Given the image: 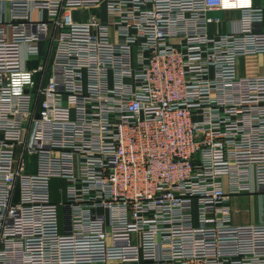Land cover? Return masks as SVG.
I'll list each match as a JSON object with an SVG mask.
<instances>
[{
  "label": "built area",
  "instance_id": "obj_1",
  "mask_svg": "<svg viewBox=\"0 0 264 264\" xmlns=\"http://www.w3.org/2000/svg\"><path fill=\"white\" fill-rule=\"evenodd\" d=\"M263 19L252 0H0V264H264V220L229 204L264 215V76L237 67Z\"/></svg>",
  "mask_w": 264,
  "mask_h": 264
},
{
  "label": "crops",
  "instance_id": "obj_2",
  "mask_svg": "<svg viewBox=\"0 0 264 264\" xmlns=\"http://www.w3.org/2000/svg\"><path fill=\"white\" fill-rule=\"evenodd\" d=\"M252 2L254 5L262 6L264 10V0H252ZM221 13L222 24L220 29L224 31L227 28V22L238 17V12L222 11ZM97 14L100 16V9H98ZM261 28L264 31V19ZM214 29V27H211V32ZM237 67L240 76H264V53L247 54L239 57ZM229 204L232 208V220L235 224L257 223L259 220H264V215L259 213L261 212L259 210V201L255 195H238L232 198Z\"/></svg>",
  "mask_w": 264,
  "mask_h": 264
},
{
  "label": "rangeland",
  "instance_id": "obj_3",
  "mask_svg": "<svg viewBox=\"0 0 264 264\" xmlns=\"http://www.w3.org/2000/svg\"><path fill=\"white\" fill-rule=\"evenodd\" d=\"M213 16L215 17H220L222 16V13L221 12H215V13H212ZM61 184L59 182H52L51 183V189L52 190H56L58 188V186H60Z\"/></svg>",
  "mask_w": 264,
  "mask_h": 264
}]
</instances>
